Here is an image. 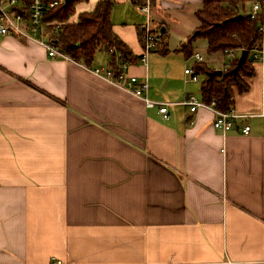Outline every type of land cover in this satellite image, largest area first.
<instances>
[{
    "label": "crops",
    "instance_id": "obj_1",
    "mask_svg": "<svg viewBox=\"0 0 264 264\" xmlns=\"http://www.w3.org/2000/svg\"><path fill=\"white\" fill-rule=\"evenodd\" d=\"M138 3L114 0L112 29L167 120L104 77L109 52L86 66L0 35V264H264V69L233 88L231 109L253 116L223 135L211 109L182 104L203 100L198 65L227 66L184 50L202 0H153L148 65Z\"/></svg>",
    "mask_w": 264,
    "mask_h": 264
},
{
    "label": "trees",
    "instance_id": "obj_2",
    "mask_svg": "<svg viewBox=\"0 0 264 264\" xmlns=\"http://www.w3.org/2000/svg\"><path fill=\"white\" fill-rule=\"evenodd\" d=\"M49 3L56 0H42ZM74 0L69 5L64 3L49 9L43 17L48 39L73 60L86 66H91L99 51L116 49L121 51L126 60L134 61L131 52L113 32L110 14L114 0H99L90 11L77 13ZM260 2L261 0H256ZM77 19L74 21V16ZM199 23L197 34L188 39L184 45L187 56H191V45L197 37H203L208 42L210 53L248 50L249 55L243 67L235 74L238 59L230 62L231 66L223 69L222 76L209 78L208 70H203L205 78L202 83L203 101L210 103L215 100L217 108L229 111L234 103L233 88L240 92L247 90L245 77L255 75L251 59L253 48L261 42L259 31L260 17L252 18L246 0H202V7L195 13ZM112 57L113 55L110 54Z\"/></svg>",
    "mask_w": 264,
    "mask_h": 264
},
{
    "label": "built area",
    "instance_id": "obj_3",
    "mask_svg": "<svg viewBox=\"0 0 264 264\" xmlns=\"http://www.w3.org/2000/svg\"><path fill=\"white\" fill-rule=\"evenodd\" d=\"M138 8L145 16V23L142 28L143 53L139 56V63L148 65V59L152 51L155 49L161 37L158 31L154 28V18L152 14L153 0H138ZM64 3V0L51 1L44 3L42 0H0V35L16 36L25 40H33L46 48L49 57L70 60L71 58L63 53L53 42L48 39V34L45 31L43 17L44 14L51 8ZM252 18L260 17L261 23L259 31L262 35L261 42L257 44L251 53L253 63L260 64L264 69V0L255 2L250 10ZM241 52V51H239ZM110 54L113 55L111 66L108 69L102 70L104 77L117 86L130 91L135 97L141 98L148 109H157L163 120L169 118L168 102L155 101L148 97L149 79L144 77L139 79L136 76L129 75L128 69L132 62L126 60L121 51L110 49ZM227 55L230 59L226 68L230 67V62L236 59V51H228ZM196 59L202 60V57L196 55ZM225 68V69H226ZM96 75L101 74V69H95ZM185 74L189 75L194 82L198 81L196 72L188 68ZM189 107L192 113H196L200 108L211 109L215 113L214 128L223 135L234 129L238 121H244L252 117V114H238L235 110L222 111L217 108L215 100L207 103L202 99L191 95L183 101ZM260 115L264 116V112ZM193 122H191L192 124ZM242 134H249L251 126L247 123L239 125Z\"/></svg>",
    "mask_w": 264,
    "mask_h": 264
},
{
    "label": "rangeland",
    "instance_id": "obj_4",
    "mask_svg": "<svg viewBox=\"0 0 264 264\" xmlns=\"http://www.w3.org/2000/svg\"><path fill=\"white\" fill-rule=\"evenodd\" d=\"M256 0H246V4L248 6H251ZM261 2V1H260ZM196 32V30L192 33V35H194V33ZM193 45V53L198 52L199 54L202 55V57L205 59V64L207 65H212V64H217L218 66L221 65H226L229 63V57L227 54L222 53V52H218V53H210L208 51V42L205 38L203 37H197L195 39V41L192 43ZM192 50V47H191ZM104 51V50H103ZM103 51H99L98 54L103 55ZM154 51V50H153ZM152 51V52H153ZM102 53V54H101ZM193 59V62H195V57H191ZM191 62V64L193 63ZM257 64V63H255ZM202 81L205 78V74L202 73Z\"/></svg>",
    "mask_w": 264,
    "mask_h": 264
},
{
    "label": "water",
    "instance_id": "obj_5",
    "mask_svg": "<svg viewBox=\"0 0 264 264\" xmlns=\"http://www.w3.org/2000/svg\"><path fill=\"white\" fill-rule=\"evenodd\" d=\"M73 1L74 0H64V4L65 5H69ZM196 34H197V32H196ZM248 55H249V51L248 50H242L241 55H240V57L238 59L237 66L234 69V73L235 74L243 67V65L246 62V59H247ZM222 74H223V71L216 70V71H213V72H209L208 76L211 79V78L216 77V76H222Z\"/></svg>",
    "mask_w": 264,
    "mask_h": 264
}]
</instances>
